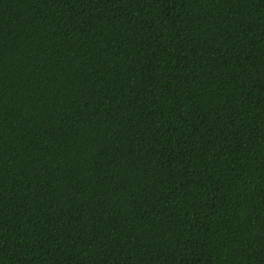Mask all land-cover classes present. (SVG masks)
Instances as JSON below:
<instances>
[{
  "label": "trees",
  "instance_id": "trees-1",
  "mask_svg": "<svg viewBox=\"0 0 264 264\" xmlns=\"http://www.w3.org/2000/svg\"><path fill=\"white\" fill-rule=\"evenodd\" d=\"M0 264H264V0H0Z\"/></svg>",
  "mask_w": 264,
  "mask_h": 264
}]
</instances>
